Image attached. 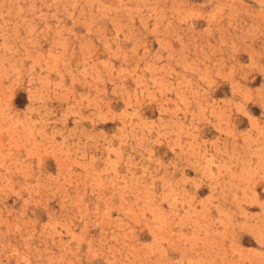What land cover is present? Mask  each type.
<instances>
[{
    "label": "rangeland",
    "instance_id": "rangeland-1",
    "mask_svg": "<svg viewBox=\"0 0 264 264\" xmlns=\"http://www.w3.org/2000/svg\"><path fill=\"white\" fill-rule=\"evenodd\" d=\"M0 264H264V0H0Z\"/></svg>",
    "mask_w": 264,
    "mask_h": 264
}]
</instances>
